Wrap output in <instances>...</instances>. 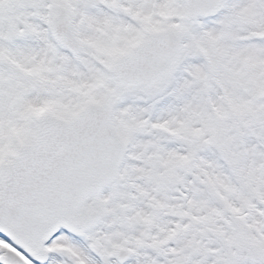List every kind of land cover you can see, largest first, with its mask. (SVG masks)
<instances>
[{"label":"snow or ice","instance_id":"snow-or-ice-1","mask_svg":"<svg viewBox=\"0 0 264 264\" xmlns=\"http://www.w3.org/2000/svg\"><path fill=\"white\" fill-rule=\"evenodd\" d=\"M0 264H264V0H0Z\"/></svg>","mask_w":264,"mask_h":264}]
</instances>
